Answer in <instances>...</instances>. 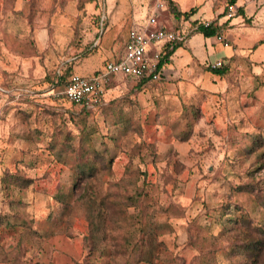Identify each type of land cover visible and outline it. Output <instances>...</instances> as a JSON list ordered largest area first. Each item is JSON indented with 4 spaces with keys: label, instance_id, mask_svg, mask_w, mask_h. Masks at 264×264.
Returning a JSON list of instances; mask_svg holds the SVG:
<instances>
[{
    "label": "rangeland",
    "instance_id": "1",
    "mask_svg": "<svg viewBox=\"0 0 264 264\" xmlns=\"http://www.w3.org/2000/svg\"><path fill=\"white\" fill-rule=\"evenodd\" d=\"M203 1L211 2L178 0L182 8ZM158 2L166 0H94L81 6L80 0H0V87L9 90L0 91V264H129L109 250L106 256L98 251L88 255L89 218L80 201L84 192L95 201L111 192L118 202L138 186L145 192L139 210L178 208L180 216L156 214L172 231L158 233L161 247L153 264H201L200 252L212 238V264H236L225 236L229 233H224L239 227L230 226L229 215L238 221L246 214L264 228L259 202L264 200L263 18L236 26L243 59L226 64L228 89L219 90L224 85L220 78L194 66L193 76L179 84L182 104L165 111L160 96L175 100L176 95L166 97L129 79L110 81L100 100L104 108H90L85 130L98 153L106 149L110 168L89 179L74 170L87 142L77 120L80 107L67 102L50 80L60 73L91 77L102 67L109 36L122 48L132 24L146 21ZM95 37L101 40L97 49L91 46ZM193 44L197 54L206 55L202 62L207 66L230 51L202 35ZM205 91L216 93L203 100L198 119H181L198 109ZM118 114L126 126L110 124ZM190 122V136L179 139ZM253 139L260 144L245 155ZM126 168L134 178L128 180L131 187L121 189L117 183L128 179ZM137 170L146 171L145 182L134 183ZM14 175L31 183L22 188ZM246 185L251 192L238 190ZM126 214L133 230L139 228L138 210L129 208ZM113 234L106 237L110 249Z\"/></svg>",
    "mask_w": 264,
    "mask_h": 264
},
{
    "label": "trees",
    "instance_id": "2",
    "mask_svg": "<svg viewBox=\"0 0 264 264\" xmlns=\"http://www.w3.org/2000/svg\"><path fill=\"white\" fill-rule=\"evenodd\" d=\"M94 0H80L81 3H91ZM236 0H229L228 5L233 6ZM166 4L168 9L175 15V17H183L184 19L189 18V16L193 13V9H191L188 13H180L175 8L172 0H166ZM238 12H241L238 9ZM249 23V20H245ZM225 23L219 25L217 22H211L208 26H205L204 23H193V29L196 33L202 34L205 38L217 37L221 35L224 28ZM181 43H177L171 51H166L163 59L160 61V68L163 66V63L168 60L176 47L180 46ZM228 61V60H223ZM210 73L218 76L224 77L228 71L227 65H224L220 68H212L210 65L205 67ZM72 73H60L53 77L50 82L54 85V87H58L59 89H64L65 82L68 76ZM145 81V80H143ZM142 83V81L140 82ZM139 83V84H140ZM64 98V97H63ZM65 99V98H64ZM69 102L67 99H65ZM70 103V102H69ZM73 106L80 107V112L78 113L79 125L81 127V133L85 135L86 143L81 145V149L78 152L80 158V162L74 165L75 172L79 173L80 178L89 179L98 174V172L103 169L110 168L111 159L110 156L106 157V149L104 153H98L94 147V145H90V132H85L86 130V118L90 114L92 109L87 108L83 105H76L70 103ZM109 107V106H107ZM96 108L102 110L104 108L103 103H99L96 105ZM181 119H192L193 122L198 119V109L191 110V116H183ZM113 126L128 124L127 121L122 120V116L118 114V116L109 121ZM192 124L186 123L185 128L181 131V135L177 134L178 138L181 140H187L190 136L192 130ZM127 128V127H126ZM258 143L255 139L251 145H247L244 150L245 155L250 154L255 151ZM254 172V171H253ZM125 174L128 175V179H121L119 183H117L118 187L122 189V186H130L132 183L128 181L129 179L134 178V173L126 168ZM137 178L135 177L134 183L137 184L139 180L145 182L147 173L146 171L137 170L136 172ZM18 184L20 183L21 187H27L31 182L29 180L23 179L18 175H14ZM252 176V173H251ZM140 177H142L140 179ZM249 185L241 186L238 190H242L245 192H251L248 189ZM122 195V194H121ZM120 195V196H121ZM145 195L143 188H137L130 195H123L122 200L118 199L116 202L113 200L112 196H115L114 193H108L99 201H95L91 196L87 195V192H84L80 196V201L87 212V216L89 218V229L88 235L85 237V241L87 247L89 249V254L92 251H98L100 256H106L109 250V254L114 255H122L129 264H153L154 260L159 258L160 253V243L157 241V235L160 231L171 232L172 227L167 222H160L157 219V213L163 212L166 214H171L174 216H180L181 213L177 207L169 206L167 208H162L161 211L158 209H152L151 207H146L145 209L139 210V200ZM260 204L264 207V200L259 201ZM129 208H134L138 210L139 219L141 222L139 228L133 230L132 224L133 219L128 218L126 215V211ZM225 209V213L222 216H227ZM232 216L229 215V219H227L228 223L232 228H238L235 232L231 234L235 229H232V232H228V229L225 230V233H229L226 236V240L231 243V251L233 253V257L237 260L236 264H264V228L258 225H254L252 221L248 218L246 214H241L238 221ZM3 224V223H0ZM239 231H242L240 233ZM109 233L113 234L112 248L110 249L109 244H105L106 237ZM231 234V235H230ZM40 236V235H35ZM119 238V241H118ZM215 241L216 238H212V244L209 248L201 250V264H212L214 261L215 255Z\"/></svg>",
    "mask_w": 264,
    "mask_h": 264
},
{
    "label": "crops",
    "instance_id": "3",
    "mask_svg": "<svg viewBox=\"0 0 264 264\" xmlns=\"http://www.w3.org/2000/svg\"><path fill=\"white\" fill-rule=\"evenodd\" d=\"M228 1L229 0H211V2L203 1L201 4H198V6L191 7V8H187V7L182 8L179 5L178 0H172L175 8L180 13H188L191 9H193V13L189 16V18H186V19H184L183 17H178V18L175 17V15L168 9L167 4L164 3L165 4L164 9L160 12V15H159L160 24L164 25L168 29H173V30H177V31H181L185 33L186 40L184 43H181L180 46L176 47L173 53L171 54V56L168 58V60L163 63V66L161 67L160 82L152 83L148 81H142V83L139 84V83H136L134 80L127 78V77H123L121 75H114L110 77L109 82L112 80L117 81L119 79H129L130 81L135 82L136 85H142L143 87H146L149 89H156L158 90V92H160V94L162 95L164 94L166 97L167 95H173V96L176 95L175 100L173 99L168 100V99H165V97L163 98V96L159 95L160 99L164 103V106L162 107V109L165 111L168 109L167 107L170 105H173V107L181 105L182 103H180V101L178 100L177 91H178L180 82L183 80V77L184 78L187 77L186 80L190 79L193 76L194 66L195 67L197 66L199 68L207 67V65L202 62L206 58V55L204 53L197 54L196 49H195V44H193V39L199 35L200 36L202 35L194 31L193 23L194 22H198V23L217 22L219 25L225 23L226 25L222 32V37L225 39V41L229 43V45L228 46L223 45V46L226 48H229L230 51L228 54L223 56L224 58L222 60H230L232 57H236L240 63V61L242 62L241 59H243V56L240 50L241 49L240 46L242 45L239 44V36H238L236 26L241 27L242 23L246 22L245 21L246 19L249 20V23L255 17L264 19V10H263L264 3H260V5H258L257 4L258 0H236L235 4L233 5L235 9L234 16L231 19H228L226 18V13H227L226 9L229 6ZM238 9H240L241 12H238L239 11ZM248 14L251 16L248 17ZM238 15L242 16L243 18L241 21H239L236 24L233 22V19L237 17ZM146 22L147 20L139 24L133 23L131 28L133 27L141 28L146 24ZM112 30L113 28L110 31ZM95 38L92 39L94 42H92L91 46L97 49L101 43V40L100 42H97V38L96 39ZM114 38H115L114 35L113 36L111 35L109 36V39H107L108 43H105L106 45L105 46L106 47L105 60L102 64V67L92 71L93 75L102 71L101 69H103V65L106 62L118 61L122 58L123 53H124V45L127 40V37L125 38L126 40L124 41L122 48L118 47V45H115V43L113 44V41L115 40ZM210 38H216V37H210ZM201 43L202 45H205L204 41H202ZM186 50H188L187 52L189 56L187 57L186 62H183V58L185 57ZM107 57L109 59H107ZM229 65H231V62ZM235 67L236 66H234V68ZM182 71H184V74L186 72L185 76H183L180 73ZM74 73L80 75L77 72H74ZM229 76L230 75L228 71L224 77L217 76L224 83V85H221V88L219 90H222V88L228 89V85H226L225 83H227V81L230 79ZM0 91H2L4 94H7L9 92V90L5 86L3 87L1 86ZM205 92L207 93V95L203 96L200 102V105L197 107L199 111L201 109L203 100L207 98L208 95L216 93V92L213 93L210 91H205Z\"/></svg>",
    "mask_w": 264,
    "mask_h": 264
},
{
    "label": "built area",
    "instance_id": "4",
    "mask_svg": "<svg viewBox=\"0 0 264 264\" xmlns=\"http://www.w3.org/2000/svg\"><path fill=\"white\" fill-rule=\"evenodd\" d=\"M164 6V3L158 2L143 27H133L128 31L124 53L120 60L106 62L102 71L91 77L70 74L61 92L62 97L70 103L92 108L100 103L109 79L114 75L130 78L136 83L143 80L152 83L159 81L161 79L159 63L166 51H171L177 43H184L186 40L185 33L168 29L160 24L159 15ZM226 10V18L231 19L235 13L234 7L228 6ZM204 24L209 25V23ZM216 39L224 46L229 45L222 34ZM233 59L234 57L228 61L219 60L210 66L220 68Z\"/></svg>",
    "mask_w": 264,
    "mask_h": 264
}]
</instances>
